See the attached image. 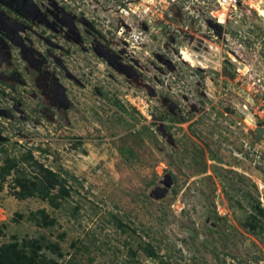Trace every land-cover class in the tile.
I'll list each match as a JSON object with an SVG mask.
<instances>
[{"label":"rangeland","instance_id":"1","mask_svg":"<svg viewBox=\"0 0 264 264\" xmlns=\"http://www.w3.org/2000/svg\"><path fill=\"white\" fill-rule=\"evenodd\" d=\"M223 13L0 0V167L31 151L71 187L59 208L20 200L13 172L0 245L44 237L77 264H264L246 226L264 208V16ZM43 209L52 227L31 219Z\"/></svg>","mask_w":264,"mask_h":264},{"label":"trees","instance_id":"2","mask_svg":"<svg viewBox=\"0 0 264 264\" xmlns=\"http://www.w3.org/2000/svg\"><path fill=\"white\" fill-rule=\"evenodd\" d=\"M21 164L33 170L27 172V168L22 167ZM13 172L16 173L13 180L14 195L20 200L38 197L52 207L59 208L63 201L71 197V187L67 179L36 160L31 151L23 155L21 160L6 158L0 167V191L3 188V181ZM252 210L246 216V226L254 235L264 234V208L261 202H258ZM31 219L41 227H52L55 224L54 219L45 209L33 212ZM3 235L4 228L0 226V238ZM83 247L87 250V247ZM146 251L151 258L155 256L151 248H147ZM0 264H77V260L74 256L68 257L63 254L59 243L47 241L44 237L22 241L15 238L0 245Z\"/></svg>","mask_w":264,"mask_h":264},{"label":"built area","instance_id":"3","mask_svg":"<svg viewBox=\"0 0 264 264\" xmlns=\"http://www.w3.org/2000/svg\"><path fill=\"white\" fill-rule=\"evenodd\" d=\"M215 6L224 10L222 14L224 17L226 13H240L248 11L261 15L260 10H264V0H212ZM263 16V15H261Z\"/></svg>","mask_w":264,"mask_h":264},{"label":"bare ground","instance_id":"4","mask_svg":"<svg viewBox=\"0 0 264 264\" xmlns=\"http://www.w3.org/2000/svg\"><path fill=\"white\" fill-rule=\"evenodd\" d=\"M261 15L264 16V10H260Z\"/></svg>","mask_w":264,"mask_h":264}]
</instances>
